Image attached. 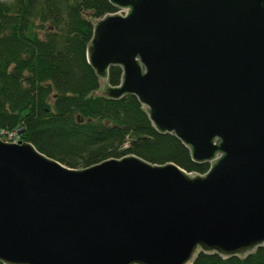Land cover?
I'll use <instances>...</instances> for the list:
<instances>
[{
  "label": "water",
  "instance_id": "95a60500",
  "mask_svg": "<svg viewBox=\"0 0 264 264\" xmlns=\"http://www.w3.org/2000/svg\"><path fill=\"white\" fill-rule=\"evenodd\" d=\"M86 62L204 173L135 155L70 168L0 140L2 264H191L264 245V0H109ZM121 69L118 85L107 69Z\"/></svg>",
  "mask_w": 264,
  "mask_h": 264
},
{
  "label": "trees",
  "instance_id": "16d2710c",
  "mask_svg": "<svg viewBox=\"0 0 264 264\" xmlns=\"http://www.w3.org/2000/svg\"><path fill=\"white\" fill-rule=\"evenodd\" d=\"M109 0H0V128L70 168L135 155L204 173L189 149L157 132L135 96L110 99L86 62L92 21L115 12ZM121 69H107L118 85ZM0 264H2L0 262ZM191 264H264V245L238 258L199 253Z\"/></svg>",
  "mask_w": 264,
  "mask_h": 264
},
{
  "label": "built area",
  "instance_id": "2783aa9c",
  "mask_svg": "<svg viewBox=\"0 0 264 264\" xmlns=\"http://www.w3.org/2000/svg\"><path fill=\"white\" fill-rule=\"evenodd\" d=\"M18 129H5L0 128V140L9 143H17L19 140Z\"/></svg>",
  "mask_w": 264,
  "mask_h": 264
},
{
  "label": "rangeland",
  "instance_id": "374dc122",
  "mask_svg": "<svg viewBox=\"0 0 264 264\" xmlns=\"http://www.w3.org/2000/svg\"><path fill=\"white\" fill-rule=\"evenodd\" d=\"M100 83H101V82H100ZM97 92L99 93V90H98ZM18 140L21 141L20 138H18ZM19 141H18V142H19ZM8 143H9V142H8Z\"/></svg>",
  "mask_w": 264,
  "mask_h": 264
}]
</instances>
